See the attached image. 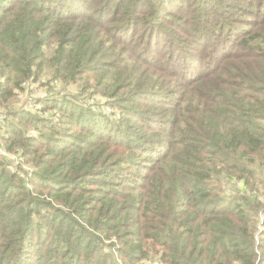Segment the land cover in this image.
Instances as JSON below:
<instances>
[{
    "label": "trees",
    "instance_id": "1",
    "mask_svg": "<svg viewBox=\"0 0 264 264\" xmlns=\"http://www.w3.org/2000/svg\"><path fill=\"white\" fill-rule=\"evenodd\" d=\"M0 111V264H264V0H0Z\"/></svg>",
    "mask_w": 264,
    "mask_h": 264
},
{
    "label": "built area",
    "instance_id": "2",
    "mask_svg": "<svg viewBox=\"0 0 264 264\" xmlns=\"http://www.w3.org/2000/svg\"><path fill=\"white\" fill-rule=\"evenodd\" d=\"M24 85H25V83H24ZM29 88H32L34 91H37V87H35V86H30ZM28 88V89H29ZM90 100V99H89ZM29 101H31V103L29 104V105H27L30 109H33V107H34V101H33V99H29ZM88 103H90V104H92V105H95L96 107H103L106 111H110V108L109 107H105V106H103V103H104V99L102 98V97H96V98H92L90 101H88ZM98 105V106H97ZM58 116V115H57ZM3 112L2 111H0V120H2L3 119ZM35 133V131L34 130H32L31 131V134H34ZM0 154L1 155H5V156H7L8 158H9V160H10V162H11V164L15 167H18V165H20L21 164V157L20 156H18V155H16V154H9V153H7V151H6V149L4 148V147H2L1 145H0ZM24 169L25 170H28L29 168L28 167H26V166H24ZM264 221V216L262 215L261 216V223ZM143 264H162V263H160L159 261H157V260H155V261H152V260H147V261H144L143 262Z\"/></svg>",
    "mask_w": 264,
    "mask_h": 264
},
{
    "label": "rangeland",
    "instance_id": "3",
    "mask_svg": "<svg viewBox=\"0 0 264 264\" xmlns=\"http://www.w3.org/2000/svg\"><path fill=\"white\" fill-rule=\"evenodd\" d=\"M80 85L81 84H76V85H72L69 89H68V91H66L67 93H72L73 95L74 94H76L79 90H80ZM25 101V100H24ZM24 101H22L21 102V100L19 99V100H17L16 102H15V104H14V106H16V104H18L19 103V105H22L23 103H24ZM21 103V104H20ZM101 108V106L100 107H98V109H100ZM231 191H233V190H231ZM262 196L264 197V192H263V194H262ZM264 227V226H263Z\"/></svg>",
    "mask_w": 264,
    "mask_h": 264
}]
</instances>
